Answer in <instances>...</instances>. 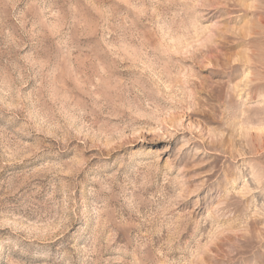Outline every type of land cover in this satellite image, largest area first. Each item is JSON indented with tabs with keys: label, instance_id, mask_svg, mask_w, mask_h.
I'll return each mask as SVG.
<instances>
[{
	"label": "rangeland",
	"instance_id": "1",
	"mask_svg": "<svg viewBox=\"0 0 264 264\" xmlns=\"http://www.w3.org/2000/svg\"><path fill=\"white\" fill-rule=\"evenodd\" d=\"M0 264H264V0H0Z\"/></svg>",
	"mask_w": 264,
	"mask_h": 264
}]
</instances>
